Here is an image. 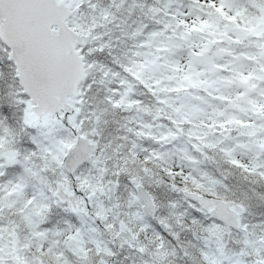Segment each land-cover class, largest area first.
Returning <instances> with one entry per match:
<instances>
[{"label": "snow or ice", "instance_id": "obj_1", "mask_svg": "<svg viewBox=\"0 0 264 264\" xmlns=\"http://www.w3.org/2000/svg\"><path fill=\"white\" fill-rule=\"evenodd\" d=\"M0 264H264V0H0Z\"/></svg>", "mask_w": 264, "mask_h": 264}]
</instances>
